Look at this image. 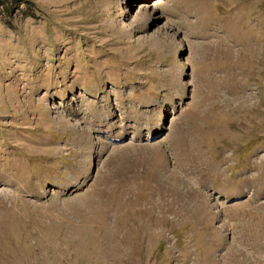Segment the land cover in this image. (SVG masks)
<instances>
[{
	"label": "rangeland",
	"instance_id": "374dc122",
	"mask_svg": "<svg viewBox=\"0 0 264 264\" xmlns=\"http://www.w3.org/2000/svg\"><path fill=\"white\" fill-rule=\"evenodd\" d=\"M19 1L0 264H264V0Z\"/></svg>",
	"mask_w": 264,
	"mask_h": 264
},
{
	"label": "trees",
	"instance_id": "16d2710c",
	"mask_svg": "<svg viewBox=\"0 0 264 264\" xmlns=\"http://www.w3.org/2000/svg\"><path fill=\"white\" fill-rule=\"evenodd\" d=\"M11 3H13V0H0V12L7 10L11 14L13 12V10L9 8Z\"/></svg>",
	"mask_w": 264,
	"mask_h": 264
},
{
	"label": "bare ground",
	"instance_id": "6f19581e",
	"mask_svg": "<svg viewBox=\"0 0 264 264\" xmlns=\"http://www.w3.org/2000/svg\"><path fill=\"white\" fill-rule=\"evenodd\" d=\"M15 98V97H14ZM41 149V148H40Z\"/></svg>",
	"mask_w": 264,
	"mask_h": 264
}]
</instances>
